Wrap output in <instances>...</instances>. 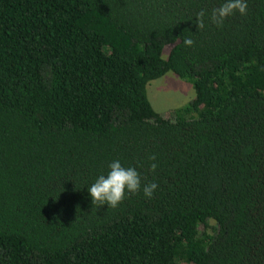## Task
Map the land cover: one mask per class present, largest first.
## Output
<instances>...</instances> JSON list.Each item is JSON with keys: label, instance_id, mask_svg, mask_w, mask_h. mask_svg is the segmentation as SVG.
<instances>
[{"label": "trees", "instance_id": "1", "mask_svg": "<svg viewBox=\"0 0 264 264\" xmlns=\"http://www.w3.org/2000/svg\"><path fill=\"white\" fill-rule=\"evenodd\" d=\"M222 2L0 0V264H264V0ZM117 159L151 199L93 205Z\"/></svg>", "mask_w": 264, "mask_h": 264}, {"label": "clouds", "instance_id": "2", "mask_svg": "<svg viewBox=\"0 0 264 264\" xmlns=\"http://www.w3.org/2000/svg\"><path fill=\"white\" fill-rule=\"evenodd\" d=\"M247 9V0H223L218 8L213 9L211 21L217 26H222L227 18L237 12L242 16L246 15ZM199 15L204 16V13L201 12ZM185 43L191 45L193 41L188 39ZM150 159L154 161L156 157L152 156ZM151 168L155 171L157 164L152 163ZM158 187L155 182L145 184L137 168L126 167L117 159L108 165L106 173L95 178L87 190L93 205H107L108 208L115 209L129 194L142 192L145 198L151 199Z\"/></svg>", "mask_w": 264, "mask_h": 264}, {"label": "rangeland", "instance_id": "3", "mask_svg": "<svg viewBox=\"0 0 264 264\" xmlns=\"http://www.w3.org/2000/svg\"><path fill=\"white\" fill-rule=\"evenodd\" d=\"M170 50V46L165 48V58ZM148 97L156 111L170 116L175 108L190 102L195 97V91L190 83L169 72L148 85Z\"/></svg>", "mask_w": 264, "mask_h": 264}]
</instances>
